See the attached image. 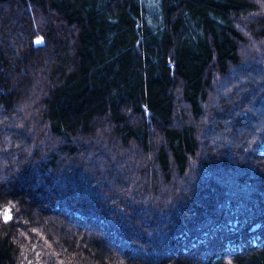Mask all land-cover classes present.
<instances>
[{"label":"trees","instance_id":"16d2710c","mask_svg":"<svg viewBox=\"0 0 264 264\" xmlns=\"http://www.w3.org/2000/svg\"><path fill=\"white\" fill-rule=\"evenodd\" d=\"M263 147L264 0H0V264H264Z\"/></svg>","mask_w":264,"mask_h":264},{"label":"snow or ice","instance_id":"6c2138e0","mask_svg":"<svg viewBox=\"0 0 264 264\" xmlns=\"http://www.w3.org/2000/svg\"><path fill=\"white\" fill-rule=\"evenodd\" d=\"M37 43H40V41L38 40Z\"/></svg>","mask_w":264,"mask_h":264},{"label":"rangeland","instance_id":"374dc122","mask_svg":"<svg viewBox=\"0 0 264 264\" xmlns=\"http://www.w3.org/2000/svg\"><path fill=\"white\" fill-rule=\"evenodd\" d=\"M264 148V147H263Z\"/></svg>","mask_w":264,"mask_h":264}]
</instances>
